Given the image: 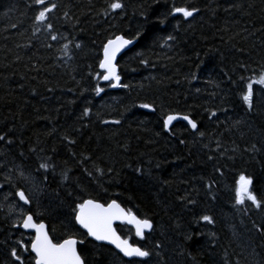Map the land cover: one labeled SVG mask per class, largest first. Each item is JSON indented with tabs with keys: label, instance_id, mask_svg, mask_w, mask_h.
Instances as JSON below:
<instances>
[{
	"label": "trees",
	"instance_id": "16d2710c",
	"mask_svg": "<svg viewBox=\"0 0 264 264\" xmlns=\"http://www.w3.org/2000/svg\"><path fill=\"white\" fill-rule=\"evenodd\" d=\"M52 2L49 30L34 0H0V264L16 240L30 242L18 187L32 200L24 212L55 240L78 238L85 264H264V208L234 199L243 172L264 201V85L253 84L249 108L240 80L264 71V0H121L108 15L111 0ZM116 35L136 39L116 61L119 88L93 78ZM170 113L198 128L165 130ZM86 199L149 219L143 238L116 229L150 256L125 259L88 238L74 220Z\"/></svg>",
	"mask_w": 264,
	"mask_h": 264
},
{
	"label": "snow or ice",
	"instance_id": "6c2138e0",
	"mask_svg": "<svg viewBox=\"0 0 264 264\" xmlns=\"http://www.w3.org/2000/svg\"><path fill=\"white\" fill-rule=\"evenodd\" d=\"M34 3L40 6L34 16V20L41 24H45L46 27L51 30L53 25L49 22V15L58 5L53 3L52 0H34ZM123 7L124 5L121 0H111L105 10V15H108L109 12L114 13L116 10H122ZM198 11L199 10L196 8L188 7H173L171 9L172 14H180L184 18L192 17L193 14ZM65 15H67V13H65ZM37 31H39V28ZM137 35H139V33H137ZM51 38L53 40L57 39L56 35H52ZM168 39H172V37H168ZM131 43V40L125 39L121 35H117L113 39H108L103 45V56L99 60L98 65V67L103 70L102 74L98 73L93 78L118 83L121 77L118 74L117 64L114 63V61L116 60L117 53ZM76 47H79V44H77ZM64 48L67 50L68 45L65 44ZM142 63H146V61H142ZM193 79H195V75H193ZM240 80L243 90L242 100L251 108L254 95L253 84L264 85V71L254 80L248 79L246 83L244 77H241ZM110 86L115 85L110 84ZM123 87L128 86L123 85ZM102 91L103 89L99 86L95 88L97 94ZM142 107L151 108V105L144 104ZM89 111L88 108H84L83 116H88ZM177 118L176 115L171 114L164 116L163 128L165 130L169 129L171 122ZM182 119L187 121L191 129L196 130L198 128L197 122L190 119L188 115H184ZM113 122L116 124L119 123L118 120ZM200 135L202 136L203 133H200ZM2 139H4V137L0 136V140ZM181 143H183V141H181ZM217 146L219 147V144ZM209 159H212V157H209ZM38 167L46 170L49 165L47 163H40ZM97 171H100V169H97ZM136 171L139 172L140 169L137 168ZM216 171L219 172L220 169L217 168ZM21 176H23V173H21ZM252 183L253 178L251 176L245 175L243 172L239 173L235 179L234 186L235 203L244 204L247 201L250 202L251 206L257 209L264 208V201L258 199L256 193L252 189ZM14 196L18 197L19 201L23 202V205H30L32 203L31 198L26 194L23 188H16ZM181 199L184 198L181 197ZM188 203L191 204L194 203V201L189 200ZM74 217L75 222L86 230L88 236L93 237L97 241H107L115 245L125 257L145 258L149 257L151 254L149 250L131 244L127 239H122L112 227V222L114 220L127 219L128 223L135 226L136 235L143 238L144 230L152 228L151 221L149 219L137 218L131 210L126 212L115 200H112L107 206L92 199L83 200V202L76 204ZM200 219L208 223L213 222L212 218L208 215L201 216ZM16 226L15 224L13 225V227ZM19 226L25 230H34L35 235L31 237L30 244H26L22 239L16 240L15 246L8 249V256L10 257L11 264H25V253L28 254L29 264H85L84 258L77 251L76 245L78 242L75 238L70 236L54 243L46 231L45 223L43 221L39 223L35 222L31 211L24 212L23 207H21ZM257 231H261V228L257 227ZM80 243H83V241H80Z\"/></svg>",
	"mask_w": 264,
	"mask_h": 264
},
{
	"label": "water",
	"instance_id": "95a60500",
	"mask_svg": "<svg viewBox=\"0 0 264 264\" xmlns=\"http://www.w3.org/2000/svg\"><path fill=\"white\" fill-rule=\"evenodd\" d=\"M117 36V35H116ZM121 36H123V35H121ZM125 39H128V40H131L132 41V43L131 44H129V45H127V46H125L123 49H121V51L119 52V53H117V57H116V60L114 61V63H116V61H117V59H118V57L119 56H121L124 52H126L127 50H129L134 44H135V42H136V39H130V38H127V37H125V36H123ZM113 38H115V36L114 37H112V38H110V39H113ZM103 49V48H102ZM102 56H103V52H101V58H102ZM100 69V68H99ZM100 71L102 72L103 70H101L100 69ZM104 82H107V81H104ZM113 83V85H115V86H113L114 88H119L120 87V84H119V82L117 83V82H112ZM171 115H176L178 118L176 119V120H174V121H172L171 122V124L169 125V127L170 126H172L175 122H178V121H181V122H184V123H186L187 124V121H185V120H183L182 119V117L184 116L183 114H177V113H170ZM169 115V114H168ZM190 118V117H189ZM191 119V118H190ZM188 125V124H187ZM189 126V128L191 129V126L190 125H188ZM191 130H193V129H191ZM96 201V200H95ZM112 201V200H111ZM111 201H109V202H107V203H101V202H99V203H101V204H103V205H105V206H107V204L108 203H110ZM21 202V201H20ZM117 202V201H116ZM22 204H23V202H21ZM118 203V202H117ZM119 204V203H118ZM120 205V204H119ZM121 206V205H120ZM122 208H123V206H121ZM123 209H125V208H123ZM125 211L127 212V210L125 209ZM133 213V212H132ZM137 218H139V219H142V218H140V217H138L135 213H133ZM36 222V221H35ZM37 223H39V222H37ZM45 223V222H44ZM122 223H124V224H127V225H129L130 227H132V229L134 230V232H135V234H136V230H135V226L133 225V224H130V223H128V221H127V219H122V220H114L113 222H112V227H113V229L116 231V233L122 238V239H124L120 234H119V232L117 231V229H116V225H118V224H122ZM152 224V223H151ZM45 225H46V231H47V224L45 223ZM77 225L81 228V229H83L78 223H77ZM20 227V226H19ZM20 229H22L23 231H25V232H33V236L35 235V232H34V230H25V229H23L22 227H20ZM84 231H85V233L87 234V232H86V230L85 229H83ZM151 229H146V230H144V234L145 233H148L149 231H150ZM48 232V231H47ZM143 234V235H144ZM49 235V234H48ZM88 236V235H87ZM50 237V236H49ZM51 238V237H50ZM88 238H90L91 240H93V241H95V242H98V243H103V244H106V245H109L110 247H112L116 252H118L123 258H125V259H133V258H139V257H125L124 255H123V253H121L120 251H119V249H117L116 247H115V245H113V244H111V243H109V242H107V241H97V240H95L93 237H91V236H88ZM129 241V240H128ZM55 243V242H54ZM129 243H131L130 241H129ZM132 244V243H131ZM76 248H77V245H76ZM34 255V254H33Z\"/></svg>",
	"mask_w": 264,
	"mask_h": 264
},
{
	"label": "flooded vegetation",
	"instance_id": "af4514ba",
	"mask_svg": "<svg viewBox=\"0 0 264 264\" xmlns=\"http://www.w3.org/2000/svg\"><path fill=\"white\" fill-rule=\"evenodd\" d=\"M18 198V197H17ZM19 200V199H18ZM19 203L25 208V207H27L28 205H23L20 201H19ZM25 212H28V211H25ZM33 218H34V220L36 221V222H40V221H43V220H38L37 218H35L34 216H33ZM74 220H75V217H74ZM43 222H45V221H43ZM20 223V222H19ZM46 223V222H45ZM76 223V222H75ZM76 225H77V223H76ZM78 226V225H77ZM117 226V225H116ZM18 227H19V224H18ZM79 227V226H78ZM20 228V227H19ZM80 228V227H79ZM81 229V228H80ZM22 230V229H21ZM83 232H85L83 229H81ZM23 231V230H22ZM47 231H48V234H49V236L51 237V239L53 240V242H55V243H57V242H59V241H61V240H63V239H66V238H68V237H70V236H68V237H64V238H61V239H58V240H55V239H53L52 238V236H51V234L49 233V230H48V226H47ZM23 232H25V231H23ZM25 233H28V234H30V240H31V237L33 236V232H25ZM71 237H73V238H75L76 240H77V251L79 252V250H78V247H79V240H78V238H76V237H74V236H71ZM29 244H30V242H29Z\"/></svg>",
	"mask_w": 264,
	"mask_h": 264
},
{
	"label": "rangeland",
	"instance_id": "374dc122",
	"mask_svg": "<svg viewBox=\"0 0 264 264\" xmlns=\"http://www.w3.org/2000/svg\"><path fill=\"white\" fill-rule=\"evenodd\" d=\"M31 179V178H30ZM32 182H33V180H32ZM15 210H16V205H15ZM13 213H14V211H13Z\"/></svg>",
	"mask_w": 264,
	"mask_h": 264
}]
</instances>
